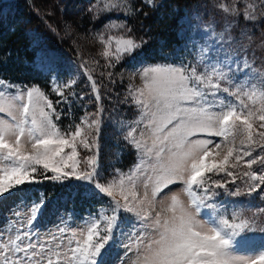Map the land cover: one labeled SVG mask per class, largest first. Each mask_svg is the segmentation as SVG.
Instances as JSON below:
<instances>
[{
    "label": "snow or ice",
    "instance_id": "6c2138e0",
    "mask_svg": "<svg viewBox=\"0 0 264 264\" xmlns=\"http://www.w3.org/2000/svg\"><path fill=\"white\" fill-rule=\"evenodd\" d=\"M144 2L156 6L154 0ZM253 7L245 6L246 21L257 19L249 11ZM220 8L240 14L236 6ZM111 10L126 16L139 11L131 0L89 8L97 15ZM120 27L125 34L132 31L126 21ZM99 40L109 68L126 57L135 59L146 43L127 35L105 40L100 34ZM170 55L176 58L170 60ZM86 63L80 68L96 109L85 110L66 128L58 122L72 112L79 73L62 81L51 70L56 73L52 92L60 97L55 104L37 86L0 78V198L19 197L10 208V227L0 226V264H107L114 247L124 248L125 258L132 253V264H264V206H229L218 201L217 191L240 195L239 187L227 186L242 176L248 194L259 191L264 199V72L247 59L235 69L178 54L142 62L138 72L132 69L140 85H129L121 101L134 106L135 119L111 117L137 161L128 172L114 168L111 179L102 182L99 138L105 109L100 85ZM60 104L68 106L67 113L58 110ZM81 149L91 154L81 158ZM239 167L247 170L238 173ZM45 182L73 188L75 197L103 195L109 200L89 213L79 229L68 227L70 214L65 210L61 216L58 210L55 232L41 236L34 225L48 208V194L25 198L23 186ZM172 185H180L187 201L173 194L164 203L169 191H175Z\"/></svg>",
    "mask_w": 264,
    "mask_h": 264
},
{
    "label": "rangeland",
    "instance_id": "374dc122",
    "mask_svg": "<svg viewBox=\"0 0 264 264\" xmlns=\"http://www.w3.org/2000/svg\"><path fill=\"white\" fill-rule=\"evenodd\" d=\"M15 1L17 0H0V21L12 18L11 4ZM139 1L149 9L155 10L163 0H154L155 7H150L144 0ZM112 2L113 0H35L41 15L54 27L60 49H63L68 55L48 48L45 43H42V38L38 34L28 31L33 58L31 62H23V67H27L24 69L25 73H30L29 81L12 82L21 86H37L43 90V83L47 81L50 93L57 101L60 97L52 92V81L56 77V73H52L51 70L56 69L59 79L62 81H67L72 75L79 73V76L76 77L77 83L74 85L77 99L73 102L72 112L69 115H62L58 122L66 128L73 119L78 122L85 110L95 111L96 109L95 96L91 91L90 82L84 74V69L80 68L81 63L87 62L86 68L100 85L105 109V123L101 128L99 138V164L101 175L104 178L102 182L111 179L114 168L128 172L137 161L135 150L122 138L116 125L112 123L111 117H122L127 121L135 119L137 113L134 106L121 103V101L124 100L129 85L133 87L140 85V77L138 74L134 76L132 69L135 68L138 72V66L142 62L150 64L161 61L162 54H178L188 60L201 59L209 66L215 64L225 69L227 67L235 69L237 64H241L243 60L247 59L256 67L257 71L264 72V5L260 4V0H199L194 4L191 12L184 14L178 20L177 39L179 44L170 53H162L160 51L161 44H159L155 53H138L135 54V59L126 57L120 63H116L114 68H109L107 67L108 61L102 55L105 45L100 42L99 35L103 34L105 40L109 36L117 39L125 35L131 36L130 33L125 34V30L120 27V24L125 21L127 23L132 16H126L123 11L117 10L101 11L97 15L95 11H89V8L93 5L103 8ZM131 4L136 7V0H131ZM221 4L229 8L236 6L240 14L237 16L225 13L220 8ZM248 4L254 6L249 11H253L257 16L255 21L244 19V8ZM160 17L159 15L158 18ZM115 46V40H113L112 50L115 49ZM175 58V55L169 56L170 60ZM113 63H115L114 60ZM108 72L113 74L111 78L108 77ZM81 94H83V100L79 99ZM57 108L58 110L62 109L64 113L68 112V106L65 104L57 105ZM237 143H239L238 140ZM118 149L122 150L119 159L116 158ZM80 151L81 158L91 154L83 149ZM253 168L258 170L256 165ZM246 170L244 167H239L236 171L242 173ZM49 175L51 174L49 173ZM245 179L241 176L235 184L227 186L229 190L239 187L241 194L238 196H230L223 189H217L221 193L218 201L233 207L251 205L254 209L257 206H264V199H261L259 191L251 195L248 194L247 185L243 183ZM54 184L56 185V183ZM43 185L44 183L24 185V197L34 198L38 192H44ZM62 187L64 190L61 193L49 195L48 208L34 225L40 230L41 236H45L47 232H55L54 225L59 223L58 210L61 216L65 214V210L70 214L67 220L68 227L79 229L84 226V221L89 217V213L96 212L109 200L103 195H97L92 199L75 197L73 188H66L63 185ZM171 188L175 191H169L164 203H167L173 194L179 195L181 199L187 201V197L179 191L180 185H172ZM140 190L142 191V189ZM261 190L264 191V186ZM69 193H72V196ZM18 198V196H11L7 199L0 198V226L5 229L10 227L8 223L11 218L10 208ZM117 198H119L118 193ZM245 215L251 216L252 212L245 211ZM260 216L264 219V213H261ZM255 235L260 234L256 233ZM125 252L124 248H112L106 257L107 264H119L122 258L125 260V264H132L134 256L129 253L125 258Z\"/></svg>",
    "mask_w": 264,
    "mask_h": 264
},
{
    "label": "trees",
    "instance_id": "16d2710c",
    "mask_svg": "<svg viewBox=\"0 0 264 264\" xmlns=\"http://www.w3.org/2000/svg\"><path fill=\"white\" fill-rule=\"evenodd\" d=\"M197 1L199 0H163L157 9L152 10L136 0V8L139 11L128 19L127 25L132 29L131 36L146 41L136 54L155 53L159 44L162 53H170L179 44L178 20L191 12ZM11 7L12 18L0 21V78L14 83H24L29 81L30 73H25L24 69L27 67H23V62H31L33 58L28 31L38 34L48 48L64 55L68 54L60 49L54 27L41 15L35 0H17ZM42 88L55 102L56 99L50 93L47 81L43 83ZM43 190L49 197L61 193L64 189L62 185L45 182Z\"/></svg>",
    "mask_w": 264,
    "mask_h": 264
}]
</instances>
